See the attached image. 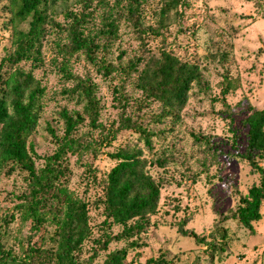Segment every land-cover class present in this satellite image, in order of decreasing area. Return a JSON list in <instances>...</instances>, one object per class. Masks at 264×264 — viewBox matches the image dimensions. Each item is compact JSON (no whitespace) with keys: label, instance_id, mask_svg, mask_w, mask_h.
I'll use <instances>...</instances> for the list:
<instances>
[{"label":"rangeland","instance_id":"374dc122","mask_svg":"<svg viewBox=\"0 0 264 264\" xmlns=\"http://www.w3.org/2000/svg\"><path fill=\"white\" fill-rule=\"evenodd\" d=\"M113 1L105 0L117 19L116 37L105 53L106 62L115 69L108 75L88 62L82 52L60 51L68 38L52 24L47 26L42 42L41 63L35 68H30L29 61L19 63L24 70L31 69L43 87L41 112L27 138L35 152L32 158L36 171L58 148L63 130L60 110L81 111L82 103L66 92L74 78L87 77L94 86L98 125L91 127L84 115L74 131L80 145L63 148L61 153L65 173L60 183L87 207L89 234L77 254L78 261L100 264L108 251L126 246V240H111L100 249L95 240L102 239L105 232L120 230L118 225L102 223L98 198L106 172L114 163L108 153L127 144L142 149L146 168L160 188L157 211L147 217L146 227L135 235L141 245L127 248L126 261L146 264L148 257L163 253L166 264H264V206L252 231L234 217L222 218L235 210L240 194L259 183V172L237 154L246 140L242 119L250 109L264 108V0H188L177 7L182 15L170 14L161 26H157V12L162 0H142L140 24L155 27L158 34L150 30L136 32ZM92 6L93 20L88 26L93 33L102 25L100 15L106 7L95 2ZM78 8L77 0H57L52 20L62 26L67 20L64 11ZM5 18L0 11V57L10 50V29ZM16 26L23 28L25 22ZM162 48L170 49L182 60L195 62L201 72L200 82L192 83L186 104L171 129H167L168 120L155 121L157 103L142 99L133 86L135 73L121 70L129 59ZM95 54L100 56L101 52ZM61 64L71 78L64 77ZM125 116L147 129H163L165 133L156 137L157 141L152 137V147L147 149L136 130L118 125ZM258 164L264 167V161ZM7 166L0 169V243L16 260L8 259L6 264H19L17 259L24 256L30 233V218L22 206L27 200L22 195L29 188L26 172L15 168L6 173ZM46 220L43 227L51 232L53 224ZM180 226L206 242L211 240L209 234L222 226L231 241L216 243L210 249L178 233ZM41 244L48 247V238Z\"/></svg>","mask_w":264,"mask_h":264},{"label":"trees","instance_id":"16d2710c","mask_svg":"<svg viewBox=\"0 0 264 264\" xmlns=\"http://www.w3.org/2000/svg\"><path fill=\"white\" fill-rule=\"evenodd\" d=\"M57 0H0V11L5 15V25L10 29V50L0 57V169L7 166L6 173L17 168L26 172L28 192L22 196L27 199L22 206L30 218V233L26 237V248L23 257L17 259L19 264H83L78 261L77 254L83 241L88 237L87 207L85 202L73 197L60 183L65 168L61 165L63 148L77 147L79 140L74 136L77 125L84 115L91 127H96L98 101L94 95V86L86 77L74 78L67 93L74 95L82 103L81 111L60 110L63 123L62 136L58 138V148L52 155L44 158V166L35 170L32 156L35 152L27 138L34 131L41 112L40 97L43 87L33 76L31 69L24 70L19 66L22 61H29L30 68L41 63V47L47 33V26L54 25L65 32L68 40L60 51L71 53L80 51L88 62L94 63L103 75L115 70L106 62L105 53L111 41L116 37L117 19L105 0H77V11L65 10L67 19L60 26L52 20L53 8ZM188 0H162L157 12V26L164 24L171 16L179 17ZM106 7L101 13L103 19L100 28L91 32L88 26L93 20L92 3ZM119 6V13L131 23L136 32L151 31L158 34L154 27H142L140 24L142 0H114ZM171 11V12H170ZM25 22L23 28L16 23ZM101 52L96 56L95 52ZM223 55L220 53L219 57ZM140 64V67L138 65ZM60 69L65 78H71L61 64ZM123 72L135 73L133 86L140 91L142 99L157 103L158 111L155 121L168 120L167 129H171L179 119L180 111L186 104L192 83H199L201 72L195 62L182 60L170 49H160L156 53L129 59ZM138 105L139 102H138ZM246 127L244 147L237 155L259 174L258 185L250 186L247 191L237 197L234 211L224 217H234L245 228L252 231L253 225L261 217L260 208L264 206V167L258 163L264 161V108L250 109L242 119ZM120 127L136 130L147 149L152 147V137L165 133L163 129L150 130L134 123L129 117H121ZM195 139L199 136L195 135ZM201 138V137H200ZM114 160L105 175L99 204L102 207L104 224H115L120 230L114 234H103L102 239L95 240L100 249H104L109 241L126 240V246L108 251L100 264H132L126 261L127 248L141 245L137 235L147 225V217L158 208L160 185L148 172L146 159L142 149L134 145H120L114 152L108 153ZM159 165H162L157 160ZM48 219L53 224L51 232L43 227ZM5 222V220H4ZM182 236L196 234L178 227ZM211 240L203 238L197 242L205 243L210 249L216 243L231 241V236L222 227H216L209 234ZM37 236V238H35ZM48 238L50 245L42 246V240ZM217 237V242L215 238ZM37 240H41L39 243ZM15 262L14 256L2 249L0 243V264L7 260ZM166 256L159 253L155 258L148 257L146 264H166Z\"/></svg>","mask_w":264,"mask_h":264}]
</instances>
